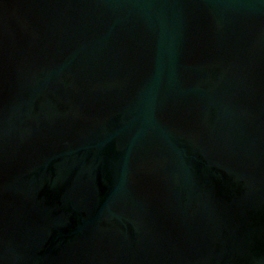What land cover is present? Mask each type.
<instances>
[{"label": "water", "instance_id": "obj_1", "mask_svg": "<svg viewBox=\"0 0 264 264\" xmlns=\"http://www.w3.org/2000/svg\"><path fill=\"white\" fill-rule=\"evenodd\" d=\"M0 264H264V0H0Z\"/></svg>", "mask_w": 264, "mask_h": 264}]
</instances>
